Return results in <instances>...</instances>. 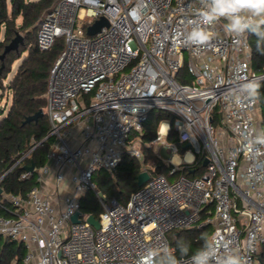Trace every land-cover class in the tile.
Segmentation results:
<instances>
[{
  "label": "built area",
  "instance_id": "obj_1",
  "mask_svg": "<svg viewBox=\"0 0 264 264\" xmlns=\"http://www.w3.org/2000/svg\"><path fill=\"white\" fill-rule=\"evenodd\" d=\"M199 8V0H58L40 22L39 50H50L59 38L66 46L46 92L45 140H54L47 156L57 167L50 192L43 187L48 165L35 168L38 184L25 196L0 187L6 211L0 240L23 247L20 264H137L148 249L174 248L173 232L205 226L212 228L210 240H230L247 264H264V146L250 142L264 136V124L258 99L249 102L233 91L242 77L264 73L253 71L249 35L227 33L223 21L209 26L208 44L184 43ZM102 18L109 25L89 35ZM184 69L190 82L179 80ZM152 112L169 113L173 121H164L166 132L162 122L147 141ZM73 126L80 129L78 146L69 141ZM172 130L179 143L189 144L183 154L165 139ZM158 143L171 154L166 163L173 181L144 168L150 179L126 204L100 198L94 183L99 169L114 171L125 154L143 162L142 146ZM175 152H190L195 162L176 167L170 162ZM198 164L205 167L201 174L183 173ZM34 173L25 171L22 179ZM67 181L71 186L61 194ZM88 192L103 208L98 229L81 208Z\"/></svg>",
  "mask_w": 264,
  "mask_h": 264
},
{
  "label": "trees",
  "instance_id": "obj_2",
  "mask_svg": "<svg viewBox=\"0 0 264 264\" xmlns=\"http://www.w3.org/2000/svg\"><path fill=\"white\" fill-rule=\"evenodd\" d=\"M58 0H0V32L4 28V42H0V56L4 52L7 43H10L18 33H24L23 44L18 51H12L0 59V85L3 79L12 70L14 62L24 53L15 75L10 82L12 93L11 107L3 118L0 119V177L6 174L0 183V187L9 194L25 196L27 192L38 184L37 174L34 173L28 179H22L24 167L32 162L36 168L45 166L48 162V152L53 140L47 137L50 124L47 114L34 121L23 125L27 117L43 110L45 112L47 101L46 92L50 70L62 52V44L54 46L48 51H41L37 46V32L40 22L45 15L53 9ZM20 19V23L18 20ZM250 39V37H249ZM252 46V68L257 73H264V55L256 50L255 40H250ZM184 69L180 74V81L190 82L191 79ZM260 116L264 123V87L258 98ZM146 125L147 141L157 137L158 129L162 122L173 118L169 113L152 112ZM168 141L178 146L183 154L187 147L178 141L176 133L172 130L167 137ZM36 146L30 158L22 165L12 168L20 155L31 147ZM144 161L125 154L118 167L112 172L97 171L94 175V183L100 193L105 196L106 202L117 201L126 204L133 192L138 187L139 174L145 169L152 174L165 173V162H161L150 146H142ZM152 159L156 160L153 164ZM203 164L185 168L183 173L193 177L204 172ZM157 174V173H156ZM166 174V173H165ZM81 208L84 213L99 218L103 211L98 197L93 192L86 193L81 198ZM0 215H6V211L0 207ZM207 233L210 237L211 226L202 228L183 229L170 235L172 244L176 247L178 241L192 245L193 249L199 246L201 235ZM264 250V249H262ZM179 254V253H177ZM24 256L22 246L11 240H0V264H20ZM261 259L264 263V251Z\"/></svg>",
  "mask_w": 264,
  "mask_h": 264
},
{
  "label": "clouds",
  "instance_id": "obj_3",
  "mask_svg": "<svg viewBox=\"0 0 264 264\" xmlns=\"http://www.w3.org/2000/svg\"><path fill=\"white\" fill-rule=\"evenodd\" d=\"M199 4L195 18L189 21L192 27L183 37L184 43L196 47L208 44L212 38L209 26L223 21L227 33L236 37L245 34L255 37L256 50L264 55V0H199ZM262 87L264 77L245 76L237 81L233 91L252 102L259 98ZM165 126L168 129L167 123ZM250 142L264 146V136H254ZM170 162L178 167L194 163L195 157L190 152L183 157L175 152ZM231 248L230 240H210L205 233L201 235L200 244L195 249L189 243L178 241L176 247H169L167 251L148 249L139 256L137 264H183L182 258H188L190 264H247L246 259Z\"/></svg>",
  "mask_w": 264,
  "mask_h": 264
},
{
  "label": "rangeland",
  "instance_id": "obj_4",
  "mask_svg": "<svg viewBox=\"0 0 264 264\" xmlns=\"http://www.w3.org/2000/svg\"><path fill=\"white\" fill-rule=\"evenodd\" d=\"M18 23H20V19L18 20ZM22 36H24V33H21ZM250 37V40H255V37L249 35ZM57 44L56 45H60L62 44V52L64 51L65 49V40L62 39V38H59L57 40ZM0 42H4V28L1 30L0 32ZM9 43H7L8 45ZM61 52V53H62ZM27 55V53H24L20 58H18L13 66H12V70L11 72L8 74V76L6 78L3 79V82H2V86L0 85V119L3 118L4 116H6V114L8 113L10 107H11V104H12V93H11V90H10V82L13 78V76L15 75L19 65L21 64L23 58ZM186 58L188 59V54L186 53ZM254 71V70H253ZM187 74V72H185ZM159 112H154V115H157ZM166 121H169V120H166ZM258 121H262V118L260 116V109H259V116H258ZM152 122V119L149 120V123L151 124ZM263 123V121H262ZM264 124V123H263ZM166 140H168L167 138H165ZM154 152L156 154V156H158V158L160 159L161 162H165V165H166V169L165 170V174L166 176H168V178L173 181L175 178L174 177H171L170 176V171H171V165L169 163H166L167 159L170 158L171 154L169 153V151L165 148H163L161 146L160 143L156 144L154 146ZM152 162L151 163H155L156 160L152 159L151 160ZM98 171H103V172H111V171H108L106 169H99ZM179 174V173H178ZM153 175H156V173H154ZM180 175V174H179ZM71 184L69 183V181H67L65 183V186H64V189L62 190L61 194L63 193L64 190L68 191L67 190V187H70ZM108 203H111V202H108ZM211 233H212V228H211ZM210 233V235H211ZM210 238V237H209ZM4 240V239H2Z\"/></svg>",
  "mask_w": 264,
  "mask_h": 264
},
{
  "label": "water",
  "instance_id": "obj_5",
  "mask_svg": "<svg viewBox=\"0 0 264 264\" xmlns=\"http://www.w3.org/2000/svg\"><path fill=\"white\" fill-rule=\"evenodd\" d=\"M108 21L105 18H102L100 20H98L94 25H92L91 27L88 28V34L89 35H94L96 33H98L102 27L104 26H108ZM23 36L18 33L16 35V37L8 44L5 46L4 52L2 53V55L0 56V59L3 60L5 55L9 52L12 51H18L19 46L21 44H23ZM45 115V112L43 110H40L39 112L35 113L32 116H29L26 118V120L23 122V125L31 123V122H36L38 121L40 118H42ZM189 147V144L186 146ZM207 164V161L204 163V166ZM36 166L35 164L32 162L29 166H25L24 169L26 172H30V173H34ZM157 174L159 172H156ZM150 179V174L148 171H143L139 174L138 177V187H142L148 180ZM2 192V189L0 188V193ZM100 198L105 199V196L102 193H99ZM72 222L73 223H77L79 222L78 219V214L74 215L72 218ZM88 222L93 225L96 229H98L100 227L99 222L96 220V218L94 216H90L88 218Z\"/></svg>",
  "mask_w": 264,
  "mask_h": 264
},
{
  "label": "crops",
  "instance_id": "obj_6",
  "mask_svg": "<svg viewBox=\"0 0 264 264\" xmlns=\"http://www.w3.org/2000/svg\"><path fill=\"white\" fill-rule=\"evenodd\" d=\"M53 140V139H52ZM70 144L73 146H78L81 143V134L78 126H73L70 128ZM54 143V140H53ZM53 145V144H52ZM51 168V173L45 178V182L43 183L44 190L46 192H50L53 188V183L55 179V170L56 164L53 162H47V164Z\"/></svg>",
  "mask_w": 264,
  "mask_h": 264
},
{
  "label": "bare ground",
  "instance_id": "obj_7",
  "mask_svg": "<svg viewBox=\"0 0 264 264\" xmlns=\"http://www.w3.org/2000/svg\"><path fill=\"white\" fill-rule=\"evenodd\" d=\"M166 130H167V127L165 126V124L162 126V131L163 132H166ZM189 153V152H188Z\"/></svg>",
  "mask_w": 264,
  "mask_h": 264
}]
</instances>
